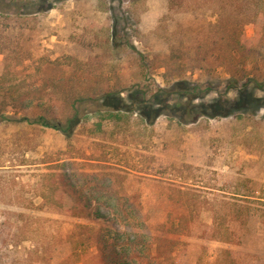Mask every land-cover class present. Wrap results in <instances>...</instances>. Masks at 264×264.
I'll use <instances>...</instances> for the list:
<instances>
[{
    "label": "rangeland",
    "instance_id": "rangeland-1",
    "mask_svg": "<svg viewBox=\"0 0 264 264\" xmlns=\"http://www.w3.org/2000/svg\"><path fill=\"white\" fill-rule=\"evenodd\" d=\"M10 1L3 0L8 11L36 18L31 40L21 36L8 55L11 82L22 93H43L24 108L7 96L8 84L0 85V264H95L91 242L70 260L78 247L68 237L79 240L82 227L94 235L115 226L134 232L141 218L140 232L150 234L158 223L182 219L187 227L176 237L174 264H227V253L239 264L264 262V105L253 114L197 124L168 116L148 124L138 112L108 110L92 100L116 87L125 91V107L128 91L172 89L181 81L206 86L204 103L234 100L232 79L242 81L238 89L248 87L245 94L264 100V0H239L235 8L228 7L231 0H185V9L172 15L169 0ZM40 5L52 9L41 13ZM224 6V20L217 19ZM240 43L247 49L236 50ZM30 53L39 69L27 60ZM4 70L0 54V76ZM73 94L87 100L89 120L70 140L34 124L39 116H69L64 102ZM53 172L67 173L85 188L93 181L106 184L107 191L93 196L115 222L70 218L62 192L64 209L45 206ZM249 192L256 197L247 198ZM234 204L257 217L246 223L244 214L236 221ZM216 215L222 231L244 234L242 245L213 238Z\"/></svg>",
    "mask_w": 264,
    "mask_h": 264
},
{
    "label": "trees",
    "instance_id": "trees-1",
    "mask_svg": "<svg viewBox=\"0 0 264 264\" xmlns=\"http://www.w3.org/2000/svg\"><path fill=\"white\" fill-rule=\"evenodd\" d=\"M122 1L124 2L125 0ZM128 1L135 2L138 0ZM15 2V0H11L10 5L15 4ZM184 2L185 0H169V14L180 13V11L185 9L183 6ZM237 2H239V0H231L228 3V7L235 8V5H238ZM8 8L9 6H6L3 3V0H0V54H3L5 57V70L2 76H0V85H9L8 91L10 92L7 96L12 98V103L17 105L21 104L24 108H28L34 103H24H26V101L32 96L37 95L40 97L39 94L43 93V90H29L22 93L18 87L16 88L13 86L10 79V77H12V72L10 70L11 65L7 63V59L8 55L15 51L18 43L17 41L21 36H26V34H28L30 37L29 39L31 40L32 35L36 32V18L35 16L28 17L27 15H22L17 12H10L8 11ZM51 9L52 8L46 9L42 5L39 6V12L41 13H45ZM227 11V7L224 6L223 10L217 14V19L224 20ZM229 12L231 13V11ZM128 13L130 14V17H137L135 10L133 11V9L129 10ZM2 37L4 40H1ZM106 43L109 44V40H106ZM114 43H116V41H114ZM239 45L234 48L236 50L240 49L241 51L247 49L242 43ZM251 51L255 54L254 50ZM27 60L31 66L39 69V63L33 59L31 53ZM21 65H23V62L18 63L16 67ZM76 68L77 67L75 66L74 69ZM240 82L242 81L239 79H232L229 82L230 89H233L234 91L237 90L238 98L234 100L220 98L212 103L202 102L207 95L208 88H206L204 92L206 86H203L199 82L193 84L189 81L177 82L172 89L159 88L158 90H153V88L150 89V87H148L146 91H128L127 94L130 102H128L129 105L127 103L128 106L125 107H123L124 99L121 97V94L125 91L121 90L122 93H120L116 87L105 89L103 97L98 99L94 98L92 100H95V102H93L94 104L100 105L108 110H125L126 112H131L133 114L138 112L139 116L148 124H153L161 116H168L183 123L197 124L204 118H227L238 112H250L253 114L255 111L260 110L264 105V100L254 94H245L244 92L247 91V86H244L245 88L243 89H238L240 86H238V84H240ZM60 83H64V78L60 80ZM52 87L55 90L61 89L60 85H52ZM70 89H73L71 91L75 92L78 88L72 87ZM88 99L91 101L90 98ZM197 100L201 101V103L195 104V101ZM86 101L87 100L82 96L80 97V94L78 96L75 94L68 96L64 104L69 108V116L63 120L57 119L58 117L55 116V114H53L54 119L52 120L48 118L49 116H39L34 124L59 131L70 140L74 134L75 128L79 125H83L89 120V115L85 116L83 110L84 106L87 104ZM116 120H119V116L113 115V121ZM74 181L75 180H71L70 175L65 172H53L50 176L49 183L51 193L43 196L45 201L44 205L64 209V197H59L57 195L58 192H62L63 195H66L70 203L66 210V213L70 218L78 220L95 219L97 221H105L113 224L115 221H111V216L107 217L100 211V202H102V199L93 196L94 192L107 191L108 187L105 186L106 184L102 185L99 181H93L88 182V186L86 185L87 188H85V184L80 186ZM235 187L238 188L237 185ZM84 189H89L91 191L90 195L84 194ZM223 189L224 191H227L225 188ZM245 196L247 198L256 197L254 192H249ZM233 206H235V214L233 215V218L236 221H239L244 214H246L247 218L246 223L257 217L256 212H252L251 208L244 212V210L236 204ZM216 217L217 215L213 218V238L231 244L234 240H237L238 245H242L243 242L241 239L244 234L231 231L229 227H227L225 231H222L223 226H220L221 223L218 222ZM129 218L131 219V217ZM143 220H145V218H141L138 222L139 225H142L141 227L144 226V222H142ZM182 222L181 219L180 224H176L175 221L169 220L165 223H158L155 225L153 234H150V232H140L141 229L138 224L137 226H133L134 228H132V230L134 231L136 229L134 232H120L117 229V226H115L111 229L100 230L95 235L91 233L89 227H82L79 240H74L72 236L68 237V241L76 243V246L78 247L71 254L70 260L82 256V253L86 251L91 242L96 247L94 259L95 264H174L176 246L178 245L176 237L182 235L184 227H187ZM205 234L204 231L202 235L203 238L206 237ZM225 262L227 264H239V262L232 258L228 253L226 254ZM259 264H264V262Z\"/></svg>",
    "mask_w": 264,
    "mask_h": 264
}]
</instances>
